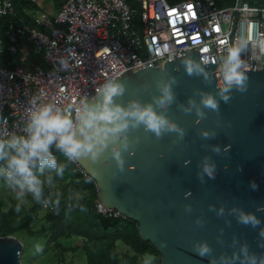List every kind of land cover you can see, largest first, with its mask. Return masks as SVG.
Segmentation results:
<instances>
[{
	"label": "water",
	"instance_id": "95a60500",
	"mask_svg": "<svg viewBox=\"0 0 264 264\" xmlns=\"http://www.w3.org/2000/svg\"><path fill=\"white\" fill-rule=\"evenodd\" d=\"M116 54L128 68L116 79L126 87L117 101L153 102L159 95L157 82L174 80V100L166 115L184 129V136L180 139L176 133H168L157 139L143 129L131 131L132 152L125 153L123 171L107 154L95 164L79 162L84 168L96 169L100 203L137 222L139 237L155 247L162 264H210L207 256L192 251L193 243L201 240L207 241L210 255L216 258L231 256L245 242L252 251L264 253V238L259 236L264 211H257L264 206V61L260 69H256V61L253 69H248L246 91L233 89L227 103L219 101L218 111L204 109L206 115L201 119L194 108L189 113L183 109L189 100L198 104L202 92H217L222 81L220 72L215 71L214 55L213 62L204 65L195 50L134 72ZM187 59L201 63L207 78L189 75L184 64ZM95 96L93 89L87 100ZM205 129L214 131L215 136L203 138L200 132ZM213 145L220 146V153L212 151ZM205 156L215 162L216 172L213 178L205 175L201 182L197 173ZM103 159L109 164L103 165ZM185 205H191V211H186ZM221 207L223 214H217ZM232 208L254 212L261 225L252 228L239 223ZM197 218L202 225H196ZM161 241L166 246L161 247ZM23 249L17 237L0 236V264H22Z\"/></svg>",
	"mask_w": 264,
	"mask_h": 264
},
{
	"label": "built area",
	"instance_id": "2783aa9c",
	"mask_svg": "<svg viewBox=\"0 0 264 264\" xmlns=\"http://www.w3.org/2000/svg\"><path fill=\"white\" fill-rule=\"evenodd\" d=\"M28 1L36 5L24 10L33 24L19 16L12 0H0V22H10L5 40L0 37V55L15 57L28 45L40 56L27 68L0 66V136L24 134L33 97L63 108L87 100L106 79L122 77L128 68L116 52L134 72L195 50L204 65L214 55L219 71L238 45L248 69L254 61L260 69L264 61V0H58L55 15L40 0ZM59 57H72L73 67L58 70ZM71 163L83 177L84 167ZM95 206L105 218L129 220L98 196Z\"/></svg>",
	"mask_w": 264,
	"mask_h": 264
},
{
	"label": "clouds",
	"instance_id": "9594fccd",
	"mask_svg": "<svg viewBox=\"0 0 264 264\" xmlns=\"http://www.w3.org/2000/svg\"><path fill=\"white\" fill-rule=\"evenodd\" d=\"M264 48V44L261 45ZM242 45L230 48L228 54L220 63L219 72L221 83L215 94L202 92L199 103L189 100V106L183 109L189 113L195 109L199 118H204V109L219 110V101L227 103L233 89L244 92L247 89L248 65L241 59ZM72 57H59V69L68 71L73 67ZM185 70L189 75L207 72L201 63L191 59L184 61ZM175 81L157 82L159 95L153 97V102H142L131 99L124 104L117 101L126 91L125 84L116 79H106L96 88V96L92 101L80 99L78 104L70 102L61 108L54 103H37V97L30 100L32 107L28 112L27 123L23 135L0 136V185L12 194L16 203L12 210L20 213L22 205L31 200L51 207L55 214L61 211V203L68 210L87 211L84 195L77 190L69 189L66 193L57 189L54 176L62 179L66 165L58 163L53 149L63 154L69 162H101V157L107 154L118 170L123 171L126 163L125 153L131 154L132 141L129 133L143 129V132L157 139L168 133H176L182 139L184 129L166 115L169 105L174 100L172 84ZM74 113V114H73ZM203 138L215 136L214 131L201 130ZM212 151L220 153L219 145H213ZM224 151H227L225 147ZM103 165L109 160L103 159ZM84 182L91 184L96 180V169L89 167L81 169ZM216 164L205 156L200 163L197 175L201 182L206 175L213 178ZM49 189L45 195V188ZM251 187H257L255 181ZM186 211H191V205H185ZM239 223L257 228L261 225L260 218L251 211L232 208ZM264 211V206L257 208ZM224 208L218 209L217 214H223ZM197 226L203 221L197 218ZM259 236L264 238V227L259 228ZM160 246H166L165 241ZM264 247V245H261ZM34 254L43 252L42 245L34 246ZM192 251L200 257L207 256L210 264H264V253H257L245 242L231 256L213 257L211 246L207 241H196ZM138 264H158L157 257L152 252L142 254Z\"/></svg>",
	"mask_w": 264,
	"mask_h": 264
},
{
	"label": "trees",
	"instance_id": "16d2710c",
	"mask_svg": "<svg viewBox=\"0 0 264 264\" xmlns=\"http://www.w3.org/2000/svg\"><path fill=\"white\" fill-rule=\"evenodd\" d=\"M16 10L20 17H23L25 21L33 24L24 14L26 8L35 7L36 5L31 4L28 0H12ZM130 4L136 5L137 0H127ZM171 3L177 0H169ZM263 1V0H262ZM0 37L4 40L6 33L10 28V22L8 18L3 19L0 22ZM14 57L4 51L0 55V66L5 65L7 62H12ZM21 65L30 67V64ZM54 155L56 156L58 163H64L66 165L65 174L62 179L56 178L54 173L55 184L58 181L66 180L67 183L61 187H57L58 190L67 192L69 189L77 190L79 193L84 195V202L87 205L86 212H80L78 210H68L64 207L63 201L61 203V211L59 214H55L51 208H47L42 204L34 202L31 207L22 205L20 213H16L12 210V207L16 201H10V209L5 214V218L8 220L11 228L7 230L2 228L4 236L9 235L12 232L19 230H27L32 235H41L46 231V227L35 232L31 230V223L36 218V211L45 210V220L49 225L52 237L56 238L60 234H71L79 236L83 239L84 246L83 250L86 254L88 264H118L116 259L117 241L120 240L127 245H136L137 254L133 258V264H137V256L140 257L142 254L148 252L149 247H153L150 242L143 241L138 234V224L132 220H119L113 218H105L99 214L96 210L97 200V188L94 183L88 184L84 182V178L78 175L74 171V165L67 161L63 154L56 152L53 149ZM49 189L45 188V195L47 196ZM31 199V197H28ZM1 209V202H0ZM157 251V250H156Z\"/></svg>",
	"mask_w": 264,
	"mask_h": 264
},
{
	"label": "rangeland",
	"instance_id": "374dc122",
	"mask_svg": "<svg viewBox=\"0 0 264 264\" xmlns=\"http://www.w3.org/2000/svg\"><path fill=\"white\" fill-rule=\"evenodd\" d=\"M26 54L27 59L30 62H39L40 56L36 55L32 50H27V52H20L13 59L15 64H22L23 56ZM66 180L58 181L57 187H61L66 184ZM15 200L6 189L0 185V236H4L2 233V228L9 230L11 225L5 218V214L10 209V201ZM34 201L27 198L24 205L31 207ZM45 210L36 211V218L31 223L32 231H39L43 227H46V231L41 235H32L27 230H19L17 232H12L7 236H15L24 244V249L21 255L22 264H88L86 254L83 250L84 242L83 239L76 235L71 234H60L56 238L52 237L49 225L45 220ZM42 245L43 252L40 254H34V246ZM154 247V246H153ZM136 245H127L122 241H117L116 259L118 264H133V258L137 254ZM148 252H152L156 255L158 264H162V257L155 247H149ZM140 257L137 256V264Z\"/></svg>",
	"mask_w": 264,
	"mask_h": 264
},
{
	"label": "crops",
	"instance_id": "0c3cea01",
	"mask_svg": "<svg viewBox=\"0 0 264 264\" xmlns=\"http://www.w3.org/2000/svg\"><path fill=\"white\" fill-rule=\"evenodd\" d=\"M58 3H59L58 0H40V2H39V6L45 8V9H46L49 13H51L52 15H55L56 12H57V9H58V7H59ZM27 50L29 51V50H31V49H30V47H29L28 45H24V48H23L22 52H23V51H24V52H27ZM26 54H27V53H25L24 56H23V58H22V60H23L22 63H24V65H26V64H30V63H31V62L27 59Z\"/></svg>",
	"mask_w": 264,
	"mask_h": 264
}]
</instances>
